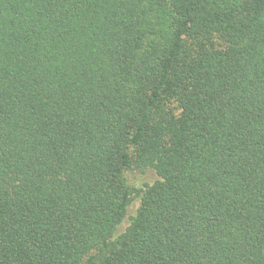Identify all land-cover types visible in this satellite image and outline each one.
I'll return each mask as SVG.
<instances>
[{"label":"trees","instance_id":"obj_1","mask_svg":"<svg viewBox=\"0 0 264 264\" xmlns=\"http://www.w3.org/2000/svg\"><path fill=\"white\" fill-rule=\"evenodd\" d=\"M0 264H264V0H0Z\"/></svg>","mask_w":264,"mask_h":264},{"label":"rangeland","instance_id":"obj_2","mask_svg":"<svg viewBox=\"0 0 264 264\" xmlns=\"http://www.w3.org/2000/svg\"><path fill=\"white\" fill-rule=\"evenodd\" d=\"M133 181L138 185H144L145 182L152 181L155 178V174L153 171H147V172H135L131 175ZM140 206V197L135 198L132 203L130 204L128 208V213L123 222L120 224L118 228V233H121L125 230V228L130 223V216L135 214L138 207Z\"/></svg>","mask_w":264,"mask_h":264}]
</instances>
